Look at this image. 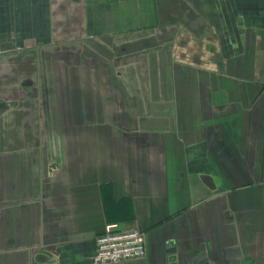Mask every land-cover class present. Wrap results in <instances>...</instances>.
I'll return each mask as SVG.
<instances>
[{
  "label": "crops",
  "instance_id": "0c3cea01",
  "mask_svg": "<svg viewBox=\"0 0 264 264\" xmlns=\"http://www.w3.org/2000/svg\"><path fill=\"white\" fill-rule=\"evenodd\" d=\"M114 208L112 264H264V0H0V264H94Z\"/></svg>",
  "mask_w": 264,
  "mask_h": 264
},
{
  "label": "built area",
  "instance_id": "2783aa9c",
  "mask_svg": "<svg viewBox=\"0 0 264 264\" xmlns=\"http://www.w3.org/2000/svg\"><path fill=\"white\" fill-rule=\"evenodd\" d=\"M147 255L146 233L139 228H125L119 222L107 223L96 238L94 264H112L143 259Z\"/></svg>",
  "mask_w": 264,
  "mask_h": 264
},
{
  "label": "trees",
  "instance_id": "16d2710c",
  "mask_svg": "<svg viewBox=\"0 0 264 264\" xmlns=\"http://www.w3.org/2000/svg\"><path fill=\"white\" fill-rule=\"evenodd\" d=\"M110 212H111V211H110ZM121 212H123V211H122V208H117V209L114 208V209L112 210V213H111V214H112V217H110V220L113 221V222H116V221L118 220V218H116V217H114V216H115L116 213L118 214V213H121ZM117 222L121 223V221H117ZM122 222H123V221H122Z\"/></svg>",
  "mask_w": 264,
  "mask_h": 264
},
{
  "label": "rangeland",
  "instance_id": "374dc122",
  "mask_svg": "<svg viewBox=\"0 0 264 264\" xmlns=\"http://www.w3.org/2000/svg\"><path fill=\"white\" fill-rule=\"evenodd\" d=\"M107 52H108V50H107ZM56 139H57V137H56Z\"/></svg>",
  "mask_w": 264,
  "mask_h": 264
}]
</instances>
